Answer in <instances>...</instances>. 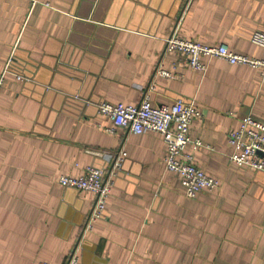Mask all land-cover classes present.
<instances>
[{"label":"crops","instance_id":"1","mask_svg":"<svg viewBox=\"0 0 264 264\" xmlns=\"http://www.w3.org/2000/svg\"><path fill=\"white\" fill-rule=\"evenodd\" d=\"M184 5L0 0V264H65L95 194L58 178L106 168L122 147L128 155L80 264H264V171L232 161L229 141L242 116L264 121V75L207 57L197 70L165 53ZM263 25L264 0H192L179 34L264 58L252 41ZM160 65L174 77H155ZM154 77V105L185 99L202 110L190 133L203 146L187 150L217 188L189 197L160 133L107 130L99 104H137Z\"/></svg>","mask_w":264,"mask_h":264},{"label":"built area","instance_id":"2","mask_svg":"<svg viewBox=\"0 0 264 264\" xmlns=\"http://www.w3.org/2000/svg\"><path fill=\"white\" fill-rule=\"evenodd\" d=\"M36 5L40 0H30ZM192 0H185L182 14L175 29L165 39V53L174 52L183 57V62L197 70H206L208 64L203 60L207 58L223 59L231 64H243L259 69L264 75V58L251 57L233 51L225 43L209 45L203 42L186 39L179 34L181 21ZM49 5L50 3H46ZM252 41L264 48V25L257 29ZM7 70L0 73V90L5 84ZM166 77H174L173 73L160 65L155 73ZM155 77L142 88V98L137 104L124 102L112 103L103 101L98 106V112L109 118L113 125L107 130L115 133L118 127L125 128L129 133H144L153 131L160 133L168 145L165 163L170 171L177 172L182 177L189 197H196L205 189H215L221 181L200 168L189 152L188 146L195 148L203 146V141L193 138L190 130L192 123L203 116V112L194 100L178 99L173 104L154 105L152 93L156 89ZM22 79L21 76H18ZM229 141L234 148L231 160L239 165H247L264 171V121L252 114L241 117L239 128L229 133ZM210 147V146H208ZM128 153L124 147L110 154V165L106 168L89 165L80 176L62 175L59 182L67 187L92 191L95 201L87 215L81 234L75 243L65 264H80L82 243L86 236L93 231L96 222L104 216L108 198L123 168ZM40 264H53L42 261Z\"/></svg>","mask_w":264,"mask_h":264}]
</instances>
